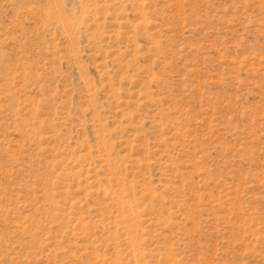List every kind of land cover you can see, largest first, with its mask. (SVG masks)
Segmentation results:
<instances>
[{
    "label": "rangeland",
    "instance_id": "obj_1",
    "mask_svg": "<svg viewBox=\"0 0 264 264\" xmlns=\"http://www.w3.org/2000/svg\"><path fill=\"white\" fill-rule=\"evenodd\" d=\"M0 264H264V0H0Z\"/></svg>",
    "mask_w": 264,
    "mask_h": 264
}]
</instances>
